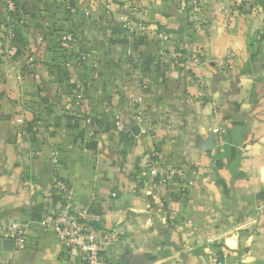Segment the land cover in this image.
I'll return each mask as SVG.
<instances>
[{"label":"crops","instance_id":"crops-1","mask_svg":"<svg viewBox=\"0 0 264 264\" xmlns=\"http://www.w3.org/2000/svg\"><path fill=\"white\" fill-rule=\"evenodd\" d=\"M25 2L14 45L0 0V224L29 236L0 264H84L42 229L57 180L111 264H264V0Z\"/></svg>","mask_w":264,"mask_h":264},{"label":"built area","instance_id":"built-area-1","mask_svg":"<svg viewBox=\"0 0 264 264\" xmlns=\"http://www.w3.org/2000/svg\"><path fill=\"white\" fill-rule=\"evenodd\" d=\"M139 7V0H129L128 8L130 12H135ZM9 12L16 15L15 5L9 1L8 3ZM123 27L131 36L146 37L149 35V31L143 25L133 24L128 15L121 17ZM14 25H19L17 21H14ZM12 32V30H10ZM12 32V37H13ZM162 39L167 40L163 35L160 36ZM74 41V35L72 33H67L62 41L61 47L66 50L71 48ZM10 55L13 57L16 55L15 50H12ZM76 92L74 95L73 104L78 108L82 107L84 103V96L82 92V87L80 84L73 83ZM148 82L144 89L149 87ZM138 123L142 122V114L138 113L135 117ZM88 123L90 120H86ZM121 121L118 119L117 128L121 130ZM214 134H216L220 141L223 140L225 130L221 127L214 129ZM94 135V133H92ZM157 154H153L147 163V170L153 178L164 179V178H179L185 180V173L178 169H169L162 166L157 162ZM54 163L57 164V159H54ZM192 183L189 182L182 184L183 191H186L188 186ZM55 194L60 196L61 206L57 209L51 210L44 220L42 221V229L45 232L53 231L58 241L67 250H76L81 260L84 264H111L105 259L101 252V247L95 237L94 229L91 227H86V220L88 215L86 212L75 210L71 206V192L65 182L57 180L55 183ZM28 229L24 226H18L12 223H2L0 224V239L2 241H12L14 248L17 250H24L28 244ZM118 241V235L115 232H111L108 235L107 245L114 246Z\"/></svg>","mask_w":264,"mask_h":264},{"label":"trees","instance_id":"trees-1","mask_svg":"<svg viewBox=\"0 0 264 264\" xmlns=\"http://www.w3.org/2000/svg\"><path fill=\"white\" fill-rule=\"evenodd\" d=\"M9 1H11L15 5L16 11L18 12L16 15L9 14V16L12 18V20L13 21L16 20L17 23L19 24V25H14V23H13V28L11 30H12L14 36L12 37V32L8 35L9 39L11 38L12 43L14 45H16V43L19 42V29L21 28L20 26H23V23L25 20V15H26V13H28V8H27L28 3L25 2L26 0H9ZM145 40H146V38H145ZM56 197L60 201V196L56 195Z\"/></svg>","mask_w":264,"mask_h":264},{"label":"water","instance_id":"water-1","mask_svg":"<svg viewBox=\"0 0 264 264\" xmlns=\"http://www.w3.org/2000/svg\"><path fill=\"white\" fill-rule=\"evenodd\" d=\"M129 128H130V130H132L135 134H139V132H140V129H139L138 126L131 125ZM5 242H6L5 244H6L8 247H13V246H14V244H13L12 241H5Z\"/></svg>","mask_w":264,"mask_h":264}]
</instances>
